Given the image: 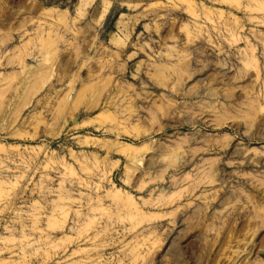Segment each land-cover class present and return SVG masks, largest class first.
Here are the masks:
<instances>
[{
  "label": "rangeland",
  "instance_id": "1",
  "mask_svg": "<svg viewBox=\"0 0 264 264\" xmlns=\"http://www.w3.org/2000/svg\"><path fill=\"white\" fill-rule=\"evenodd\" d=\"M0 264H264V0H0Z\"/></svg>",
  "mask_w": 264,
  "mask_h": 264
}]
</instances>
